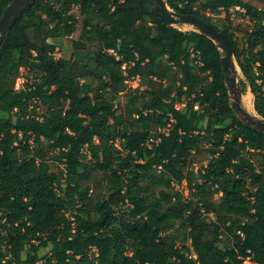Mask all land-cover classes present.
Instances as JSON below:
<instances>
[{
  "label": "trees",
  "instance_id": "trees-1",
  "mask_svg": "<svg viewBox=\"0 0 264 264\" xmlns=\"http://www.w3.org/2000/svg\"><path fill=\"white\" fill-rule=\"evenodd\" d=\"M253 1L166 0L230 38L264 118ZM232 8L242 37L219 17ZM223 56L153 0L29 7L0 47V264H264V131L233 109ZM22 70L32 79L16 89Z\"/></svg>",
  "mask_w": 264,
  "mask_h": 264
},
{
  "label": "water",
  "instance_id": "water-1",
  "mask_svg": "<svg viewBox=\"0 0 264 264\" xmlns=\"http://www.w3.org/2000/svg\"><path fill=\"white\" fill-rule=\"evenodd\" d=\"M36 1L37 0H13L4 10L0 17V47L7 33L14 27L24 12ZM153 1L155 3V12L163 23L173 27H177L180 24L191 25L197 32L207 36L217 44L218 48L224 53L221 61L223 71L226 75L229 94L232 97L233 109L245 124L260 131H264V118H261L257 113L252 115L242 107V91L238 80L239 71L241 72V70L236 61L230 38L224 32L219 31L214 26L194 15L177 13L168 6L166 0Z\"/></svg>",
  "mask_w": 264,
  "mask_h": 264
},
{
  "label": "rangeland",
  "instance_id": "rangeland-1",
  "mask_svg": "<svg viewBox=\"0 0 264 264\" xmlns=\"http://www.w3.org/2000/svg\"><path fill=\"white\" fill-rule=\"evenodd\" d=\"M253 4H255L256 6H258L259 8H263L264 4L254 0ZM241 11L239 8H232L229 10V12L226 11H222L221 14L219 15V17H221V19H224L227 15V13L230 15V22L229 24L231 25V30L234 31V33L236 34L237 37H242V32H241V28L244 27L249 21L248 18L239 15L238 12ZM177 28L184 30V31H189V30H195L193 26L188 25V24H180L177 26ZM53 42H55L58 45L57 48V53H56V57L57 58H61V57H68L71 53L70 51V42H69V38H60V39H55ZM109 54L111 56H114L115 53L113 51H109ZM239 71V70H238ZM32 76L30 75V73L28 72V70H22L20 77L17 79L16 82V87L17 89H20L22 87L25 86L26 83H28L29 81H31ZM241 79H243L242 73L239 71V75H238V80L240 81ZM138 85V86H137ZM139 87V84H135L132 83L131 88L133 89H137ZM142 89V88H140ZM240 89L242 91V107L248 111L250 114L255 115V109H254V96L250 90V88L248 86H240ZM123 97L121 98V102L123 103ZM252 104V105H251ZM253 106V108L251 107ZM50 165V169L51 171L54 172H58L60 166L57 165L56 163L50 161L49 162ZM199 165L195 164L193 167L197 168ZM180 190H185L186 194H188V190L186 188V182H184L182 185H179L178 187ZM216 198H218V196H216ZM49 252V249H42L40 251V254L43 256L45 254H47Z\"/></svg>",
  "mask_w": 264,
  "mask_h": 264
},
{
  "label": "built area",
  "instance_id": "built-area-1",
  "mask_svg": "<svg viewBox=\"0 0 264 264\" xmlns=\"http://www.w3.org/2000/svg\"><path fill=\"white\" fill-rule=\"evenodd\" d=\"M124 68H125V66H124ZM126 83H128V85L131 87L132 86V83H135V84H139L138 83V78H130V79H128V80H126ZM138 86V85H137ZM17 89V88H16ZM177 107H181V105H177ZM154 141V139H152V138H149V142H153ZM117 146H118V143H117ZM184 183V182H183ZM176 187H177V189H179L178 187H179V185H176ZM180 190V189H179ZM185 191V190H184ZM186 192V191H185ZM245 264H253V263H251L250 262V259L249 258H247L246 260H245Z\"/></svg>",
  "mask_w": 264,
  "mask_h": 264
},
{
  "label": "bare ground",
  "instance_id": "bare-ground-1",
  "mask_svg": "<svg viewBox=\"0 0 264 264\" xmlns=\"http://www.w3.org/2000/svg\"><path fill=\"white\" fill-rule=\"evenodd\" d=\"M252 105V104H251ZM253 108V106H251Z\"/></svg>",
  "mask_w": 264,
  "mask_h": 264
}]
</instances>
